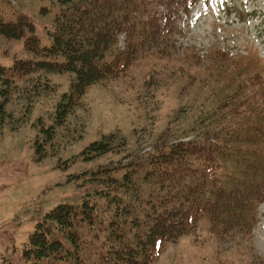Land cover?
<instances>
[{
    "label": "rangeland",
    "instance_id": "obj_1",
    "mask_svg": "<svg viewBox=\"0 0 264 264\" xmlns=\"http://www.w3.org/2000/svg\"><path fill=\"white\" fill-rule=\"evenodd\" d=\"M116 2L123 24L104 59L123 70L86 89L46 141L43 158L35 142L54 123L76 75L44 69L15 75L9 94L0 97L12 116L0 126V264L24 263L36 224L59 203L88 199L94 206L91 228L78 226L94 258L110 220L131 239V225L139 221L145 227L159 194L148 156L162 146L204 142L207 129L217 131L222 142L215 160L203 167V158L192 157L182 172L196 166L192 180L202 182L204 176L208 185L216 182L214 188L247 194L249 183H264V0H173L174 29H158L156 35L152 25L157 10L169 11L166 0ZM63 9L58 0H0V17L27 16L42 45L51 44L49 30ZM25 38L0 34V65L42 59L27 49ZM96 140L110 141L113 149L84 159L81 152ZM210 144L217 146V139L205 142L212 154ZM135 161L142 162L136 183L125 187L124 165ZM106 166L116 169V187L105 184L104 175L93 178L94 170ZM248 208L245 223L229 229L203 216L190 231L160 241L150 264H264V201Z\"/></svg>",
    "mask_w": 264,
    "mask_h": 264
},
{
    "label": "trees",
    "instance_id": "obj_2",
    "mask_svg": "<svg viewBox=\"0 0 264 264\" xmlns=\"http://www.w3.org/2000/svg\"><path fill=\"white\" fill-rule=\"evenodd\" d=\"M58 1L65 9L56 16L49 30L52 39L50 45L41 44L35 34L34 24L27 16L20 15L16 19L0 17L1 35L9 38L26 36L27 49L42 57L16 59L14 65L8 68L0 65L1 98L9 94L6 87L12 84L15 75L43 69L70 71L76 75L71 93L63 95L57 105L54 123L42 129L45 133L43 139H37L35 142V151L40 159L44 157L46 141L55 137L56 127L61 125L80 103L78 99L84 95L86 89L123 70L117 63L104 59L107 50L116 42L123 24L118 17L124 16V13H116V0ZM166 5L169 10L167 13L156 11L155 23L152 25L155 35L158 29H174L175 24L171 21L176 9L173 0H166ZM129 10L130 8L125 9V14L129 16L124 19L128 20L127 23H130ZM162 20L163 24L160 23ZM149 27L150 24L147 28ZM38 86V83H34L33 88L38 90ZM5 106L6 103H0V126L6 122V117L10 120L12 118L11 114H7ZM214 132L215 130L207 129L203 135L204 142L183 141L171 146H162L148 156V162L152 165L149 174L155 177L153 181L159 183V194L156 201L151 202L150 211L146 214V223L144 221L145 227L141 228L139 221L131 225V229L135 231L131 239H127L125 229L121 228L116 219L110 220L106 227L108 233L101 240L102 245L99 243L98 248L96 247L94 258L88 254L85 231L78 230L81 222L87 223L91 228L94 206L88 199H84L81 204L59 203L36 224L29 237V245L23 253V264H150L151 252L160 241L176 239L190 231L203 216L215 224L223 223L227 229L239 222L245 223L246 214L251 209L248 207L256 200L264 201V183L256 184L258 188L249 183L250 192L247 194L246 189L243 192L239 189L226 190L220 186L214 188L216 182L212 181L208 185L204 176L202 182L192 180L189 177L197 174L196 166L190 171L180 170V167L191 163L192 157L203 158V167L215 160V152H219L218 145L222 142L217 131ZM232 132L238 134L235 128ZM212 137L217 139V146L210 144L213 150L210 154L205 142ZM110 144L108 140L93 141L81 152V156L91 159L105 154L113 149ZM129 165H124L121 179L125 187L130 185L129 182L136 183L133 179L137 177L142 162L135 161L130 167ZM94 171L93 178L104 175L105 177H101L105 184L111 182L115 186L116 183L112 181L119 182L109 166ZM183 173L185 176L181 175ZM78 176L75 174L70 179ZM208 191H211L210 194L206 193Z\"/></svg>",
    "mask_w": 264,
    "mask_h": 264
}]
</instances>
